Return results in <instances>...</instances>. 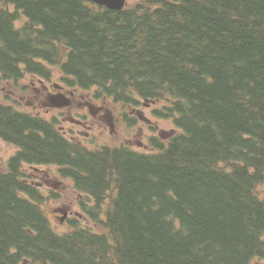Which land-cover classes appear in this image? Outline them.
<instances>
[{
  "label": "trees",
  "instance_id": "16d2710c",
  "mask_svg": "<svg viewBox=\"0 0 264 264\" xmlns=\"http://www.w3.org/2000/svg\"><path fill=\"white\" fill-rule=\"evenodd\" d=\"M56 69L92 102H161L175 128L147 154L92 152L0 105V137L25 151L0 171V264H264V0H0L2 79ZM25 163L59 166L103 233L57 234Z\"/></svg>",
  "mask_w": 264,
  "mask_h": 264
},
{
  "label": "rangeland",
  "instance_id": "374dc122",
  "mask_svg": "<svg viewBox=\"0 0 264 264\" xmlns=\"http://www.w3.org/2000/svg\"><path fill=\"white\" fill-rule=\"evenodd\" d=\"M126 1L129 4L128 6L136 4V0ZM30 82H32V88ZM57 84L63 86L61 73L58 72V69L55 70L52 80H45L43 84L35 77L30 76L22 82L7 83L3 81L0 74V97L3 102L15 106L20 111L47 119L56 118L55 120L58 121L57 130L60 129V132L64 133L69 142L73 141L87 145L90 150L104 149V147L111 149L125 147L134 153L147 154L151 151L150 139L162 135L163 140L166 142L175 128L172 119L157 118L154 115V109L161 108L164 105L161 102H150L146 105H143V102L142 105L136 108H123L108 103L105 99L104 101L92 102V94L83 91L73 92L67 87L63 91L66 96L69 91L74 93L69 106L67 105V108L60 111L51 110L47 103L51 104L50 96L54 93L52 87H56ZM26 85H29V87L24 89ZM45 100L46 103L44 104ZM85 103L97 108L101 105L104 106L111 113L109 114L110 118L101 117L100 112L96 109L94 110V116H92ZM139 114H141V117H139ZM144 117L149 120V123L141 120H145ZM87 134L89 136L85 137ZM16 151L17 149L14 146L0 139V168L8 165L9 157ZM23 172L29 181L36 180L42 184L41 190L46 196L42 207L49 217L51 228L59 235L70 232L69 222L62 220L64 215H62V212L57 213L56 210L65 209L68 216L72 217L77 213H84L79 209L81 196L76 192L73 182L66 179L61 180V172H58V167L55 166L33 170L27 165L23 168ZM44 188L56 189L58 198L48 200L50 194L45 192ZM260 192L261 196L264 197V184L260 187ZM52 198H55V196ZM93 205L92 202L88 201L86 207H93ZM85 216L83 219L80 218L81 220L78 217L73 218L80 221V227L103 233L102 227L98 223L88 220L87 216V219L84 220Z\"/></svg>",
  "mask_w": 264,
  "mask_h": 264
},
{
  "label": "water",
  "instance_id": "95a60500",
  "mask_svg": "<svg viewBox=\"0 0 264 264\" xmlns=\"http://www.w3.org/2000/svg\"><path fill=\"white\" fill-rule=\"evenodd\" d=\"M97 5L105 6L106 8H109L111 10L120 11L125 6V0H91ZM51 105L54 107H65L69 105V100L65 99L62 96L59 97H52L51 99Z\"/></svg>",
  "mask_w": 264,
  "mask_h": 264
},
{
  "label": "flooded vegetation",
  "instance_id": "af4514ba",
  "mask_svg": "<svg viewBox=\"0 0 264 264\" xmlns=\"http://www.w3.org/2000/svg\"><path fill=\"white\" fill-rule=\"evenodd\" d=\"M53 192V191H52Z\"/></svg>",
  "mask_w": 264,
  "mask_h": 264
}]
</instances>
